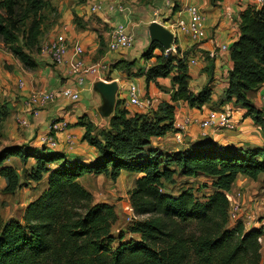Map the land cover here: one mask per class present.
I'll use <instances>...</instances> for the list:
<instances>
[{"label": "trees", "instance_id": "16d2710c", "mask_svg": "<svg viewBox=\"0 0 264 264\" xmlns=\"http://www.w3.org/2000/svg\"><path fill=\"white\" fill-rule=\"evenodd\" d=\"M221 1L211 0L213 5ZM55 11L51 0H0V39L28 69L37 67L33 55L41 50L43 25ZM240 31L239 40L230 48L232 68L225 100L247 108L264 132L263 112L252 103L264 83V5L249 6L240 14ZM178 55L166 54L160 44L151 42L143 57L156 61L146 70V81L173 75L172 101L202 107L211 101L212 80L194 93L188 59ZM3 105L0 130L9 114L8 104ZM122 105L117 101L106 129L81 122L86 128L83 140L98 151L89 164L45 147L4 146L0 150V176L7 194L28 182L46 183L44 191L27 205L21 221L0 222V264H261L259 238L264 228L247 230L242 220L230 226L226 194L239 175L257 180L264 174V144L225 147L203 136L201 142L165 153L152 146V139L173 130L175 106L162 103L150 115L128 117ZM11 157L25 165L35 160L24 175V184L17 170L6 164ZM123 171L140 175L130 191V203L135 216L147 218L128 228L138 239L126 240L122 232L116 236L114 206L94 203L93 194L79 181L87 174L116 181ZM176 175L207 177L211 192L204 200L196 196L200 189L193 187L171 194L165 183H173Z\"/></svg>", "mask_w": 264, "mask_h": 264}, {"label": "crops", "instance_id": "0c3cea01", "mask_svg": "<svg viewBox=\"0 0 264 264\" xmlns=\"http://www.w3.org/2000/svg\"><path fill=\"white\" fill-rule=\"evenodd\" d=\"M140 1L142 0H87L85 3H80L78 0H51L56 11L50 15L49 29L43 43L51 42L59 35L66 38L70 48L61 65L54 63L42 52L43 43H41V50L36 57H33L37 67L28 69L14 58L12 53L3 51L4 43L0 42V103L7 102L9 109L8 117L4 122L5 146L28 145L32 148H47L40 143V138L50 133L53 122L62 121L67 127L56 135L58 148L47 149L79 158L87 164L95 161L98 151L83 140L86 128L81 122L92 123L98 130L106 129L115 112L114 110L108 116L102 114L105 103L102 95L95 88L98 82L119 84L117 101H121L122 107L129 112L128 117H133L135 114L150 115L157 111L162 103L175 106L174 121L189 122L182 145L175 142L172 131L163 138L152 139V146L165 153L171 154L201 142L205 139L203 136L225 147L263 146V129L248 114V109L235 100H225L232 61L228 53L220 50L222 45L231 48L239 40L240 14L252 6V2L223 0L213 5L211 0H155L153 4L144 3L139 6L131 4ZM95 4H100L101 9L93 11L92 6ZM189 6L196 7L204 16L203 39L195 42L189 36L180 34L173 44L175 49L173 53L197 61L196 66H188L190 88L194 93H199L212 80L211 101L202 107H191L184 101H172L176 89L172 83L173 75L160 77L156 82L150 83H147L145 75L146 70L156 61L155 58L147 60L143 57L151 44L148 28L155 20V13H159V21L163 26L170 29V24L177 19L189 20L186 10ZM117 24L127 26L135 36V43L130 49L112 53L108 49V42ZM77 46L83 49L82 56L75 52ZM155 54H160V51L156 50ZM80 59L83 60L84 67L78 73L74 69V64ZM93 69L95 72L91 71ZM81 78H83L82 82H80ZM20 82L23 83V87L19 86ZM131 84L138 87L143 101H152L151 107L136 108L129 105ZM65 88L78 92L79 99L71 101L59 96L41 110L38 118H33L27 112L25 102L34 93L53 92ZM263 95L264 83L252 98L253 105L263 112L264 118ZM227 109L234 110L235 127L232 130L201 128L200 124L209 112ZM25 119L30 122L27 128H23L20 124V121ZM10 160L11 163L8 162ZM15 161L19 164L16 165ZM6 164L12 165L17 170L21 183L24 184V175L27 170L30 171L35 166V160L32 159L25 165L18 157H11ZM126 175L133 176L135 180L140 176L123 171L119 179ZM88 177L90 179L94 175ZM31 183L46 185L45 182H28L27 186ZM230 192L232 197L241 193V197L237 200L242 205L240 217L249 222V225L245 226L246 229L264 228V174H261L257 180L239 175ZM261 245V264H264V235Z\"/></svg>", "mask_w": 264, "mask_h": 264}, {"label": "built area", "instance_id": "2783aa9c", "mask_svg": "<svg viewBox=\"0 0 264 264\" xmlns=\"http://www.w3.org/2000/svg\"><path fill=\"white\" fill-rule=\"evenodd\" d=\"M252 2V6H255L256 8H261L264 5V0H250ZM170 5V4H169ZM173 6V5H172ZM101 9L100 4H95L92 6L93 11H97ZM187 12L189 15V20L186 21L184 19H177L174 22L170 24V30L173 35L174 39L176 40L180 34H184L189 36L193 41L198 42L203 39L204 36V27H203V21L204 16L201 14L196 7L189 6L187 7ZM155 20L153 22L159 21V13H155ZM175 42V41H174ZM135 43V36L133 33H131L127 26L124 24H117L110 35V40L108 42V49L112 53L120 52L126 49H130L134 46ZM174 44V43H173ZM70 46L67 43V40L64 36H57L53 41L47 42L43 44L42 52L50 57V59L56 63L57 65H61L64 63V58L66 53L68 52ZM220 50L222 52L228 53L230 55V48L226 45H222L220 47ZM175 49L173 45L169 50H165V53L168 54L170 52H174ZM75 52L79 55H83V49L81 47H75ZM188 66H196L197 61L194 59L187 61ZM84 62L82 59L78 60L74 64V69L78 73H80L83 70ZM92 72H95V69L91 70ZM83 81V78H81L80 82ZM20 87H23V83H19ZM63 97L65 99L71 100V101H77L79 99V93L76 91H73L71 89L65 88L58 91L53 92H37L31 95V97L25 102V107L27 112L32 116L33 118H38L41 110L50 102L54 101L58 97ZM262 100L264 102V95L262 96ZM129 105L136 107V108H144V107H151L152 101L147 100L143 101L140 98L138 87L134 84H131L129 86ZM234 110L227 109L223 111H211L208 113L207 117L203 122H201V128L206 130L208 128H215L219 130H232L235 127V120H234ZM189 121H174V128L172 130V133L174 135L175 142L179 145H182L184 143V135L186 132L187 124ZM20 124L23 128H27L30 126V122L28 119L21 120ZM67 124L62 121H55L50 126V133L47 135H44L40 138V143L43 146H46L50 149H56L58 148V142L56 140V135L59 132H62L66 129ZM205 135V134H203ZM227 197L230 202V211H229V220L230 223L236 224L239 220H242L245 226L249 225V222L246 220H243L242 217H240L241 214V204L237 200L241 197V193H237L236 197H232L231 192H228ZM131 210L132 207H130ZM250 219V218H249ZM259 242H262V236L259 238Z\"/></svg>", "mask_w": 264, "mask_h": 264}, {"label": "rangeland", "instance_id": "374dc122", "mask_svg": "<svg viewBox=\"0 0 264 264\" xmlns=\"http://www.w3.org/2000/svg\"><path fill=\"white\" fill-rule=\"evenodd\" d=\"M131 4L139 6L141 4H144V0L140 1V3L132 2ZM47 24L48 23H45L43 25L44 33L41 39V43H43V41L45 40V35L47 33V30L49 29ZM1 41L2 40L0 39V42ZM3 51L11 53L9 47L5 44ZM36 56L37 53H35L33 57ZM4 103L7 102H1L0 107L5 108L6 105H3ZM4 122L2 125L3 128L0 130V150L5 146L4 142L6 140ZM8 162L11 163L12 161L10 160ZM17 162L18 161H15L16 165L19 164V162ZM88 176L89 174L83 176L82 178H80V181L81 184L93 194L94 203H108L114 206L115 212L118 216V220L113 227V233L116 236H118V234L121 232L124 233L126 240H128L129 238L138 239V236L130 235L128 228L132 224H134V222L145 220L147 217H137L135 216L133 210L130 209V191L134 188V177L126 175L120 179L118 178V180L116 181H113L110 178L98 177L96 175L89 179ZM165 184V190L171 194L177 195L182 190L193 187L196 190L200 189L196 191V196L199 199L204 200L205 196L210 193V180L205 177L188 178L176 175L174 177L173 183L166 182ZM205 185H208L209 188H205ZM45 186L46 185L44 183H41L39 185L31 183L29 186H26L25 188H22L13 194H7L4 191L6 183L0 176V222L6 223L9 220L21 221L27 205L40 195ZM233 225L234 224L230 223V226Z\"/></svg>", "mask_w": 264, "mask_h": 264}, {"label": "water", "instance_id": "95a60500", "mask_svg": "<svg viewBox=\"0 0 264 264\" xmlns=\"http://www.w3.org/2000/svg\"><path fill=\"white\" fill-rule=\"evenodd\" d=\"M148 30L151 42L160 44L165 50H169L171 48L175 41L174 35L170 30L165 28L163 24L152 22L149 25ZM95 88L102 95L105 103L102 114L105 116L111 115L116 108L119 84L117 82H98L95 85Z\"/></svg>", "mask_w": 264, "mask_h": 264}]
</instances>
